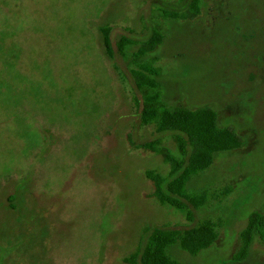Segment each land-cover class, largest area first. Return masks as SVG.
I'll return each mask as SVG.
<instances>
[{"label":"rangeland","instance_id":"obj_1","mask_svg":"<svg viewBox=\"0 0 264 264\" xmlns=\"http://www.w3.org/2000/svg\"><path fill=\"white\" fill-rule=\"evenodd\" d=\"M189 0H0V264H128L146 232L221 224L212 247L182 264H264L253 244L238 261L250 215H264V0H204L188 20H164ZM109 25L113 58L99 27ZM165 39L150 56L164 99L212 107L244 139L188 185L209 190L192 221L158 202L152 170L170 164L142 143L174 133L141 124V96L118 54L122 36ZM228 190L229 193L225 194Z\"/></svg>","mask_w":264,"mask_h":264},{"label":"trees","instance_id":"obj_2","mask_svg":"<svg viewBox=\"0 0 264 264\" xmlns=\"http://www.w3.org/2000/svg\"><path fill=\"white\" fill-rule=\"evenodd\" d=\"M204 0H189L181 11L157 8L164 20L181 21L197 17ZM110 26L99 27L105 53L113 58ZM165 33L160 26L153 28L151 35L143 40L122 36L117 41L119 56L127 63L134 84L141 96V124L153 126L158 133H174L176 153H172L161 139H154L138 146L162 157L170 164L167 175L148 170L145 176L154 183V195L165 206L182 211L189 221L192 212L188 209H201L210 204L209 190L190 192L188 184L206 172L213 164L214 156L243 147L244 139L232 125H220L218 112L212 107L201 106L196 109L170 105L163 97L161 69L156 65L157 58L150 56L155 47L163 42ZM229 191L226 190L225 194ZM221 224L210 218L198 221L183 229H156L146 232L134 252L124 258L128 264H182L172 253L173 247L197 256L209 249L219 237ZM241 248L235 255L238 261L245 260L255 241L264 248V215L254 213L247 220L240 233Z\"/></svg>","mask_w":264,"mask_h":264}]
</instances>
